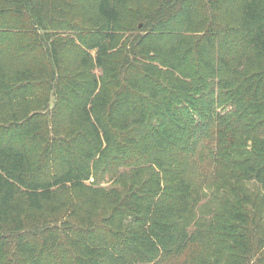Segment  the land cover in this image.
<instances>
[{"label":"trees","instance_id":"1","mask_svg":"<svg viewBox=\"0 0 264 264\" xmlns=\"http://www.w3.org/2000/svg\"><path fill=\"white\" fill-rule=\"evenodd\" d=\"M0 264H264V0H0Z\"/></svg>","mask_w":264,"mask_h":264},{"label":"rangeland","instance_id":"2","mask_svg":"<svg viewBox=\"0 0 264 264\" xmlns=\"http://www.w3.org/2000/svg\"><path fill=\"white\" fill-rule=\"evenodd\" d=\"M104 184V183H103ZM104 185H108V183H105Z\"/></svg>","mask_w":264,"mask_h":264},{"label":"water","instance_id":"3","mask_svg":"<svg viewBox=\"0 0 264 264\" xmlns=\"http://www.w3.org/2000/svg\"><path fill=\"white\" fill-rule=\"evenodd\" d=\"M93 180V179H92Z\"/></svg>","mask_w":264,"mask_h":264}]
</instances>
